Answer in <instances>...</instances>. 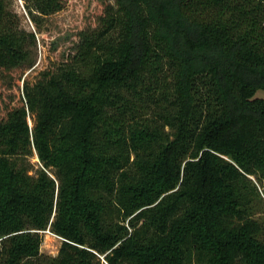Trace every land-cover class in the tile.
Here are the masks:
<instances>
[{
  "label": "trees",
  "instance_id": "obj_1",
  "mask_svg": "<svg viewBox=\"0 0 264 264\" xmlns=\"http://www.w3.org/2000/svg\"><path fill=\"white\" fill-rule=\"evenodd\" d=\"M64 1L25 6L40 30ZM10 7L3 79L36 62ZM23 95L0 117V264H264V0H108Z\"/></svg>",
  "mask_w": 264,
  "mask_h": 264
},
{
  "label": "rangeland",
  "instance_id": "obj_2",
  "mask_svg": "<svg viewBox=\"0 0 264 264\" xmlns=\"http://www.w3.org/2000/svg\"><path fill=\"white\" fill-rule=\"evenodd\" d=\"M106 1L108 0H65L59 11L40 19L39 30L31 19L25 0H8L10 8L20 20L21 27L36 33V62L30 69L15 70L4 79L2 73L0 74V117L5 115L6 104L21 105L25 102L24 80L36 81L41 71L52 68L54 64L73 54L76 43L80 40V33L97 25ZM29 123H34L32 116H29ZM31 161L34 164L31 171L33 173L41 163L36 153ZM61 244L60 236L45 231L40 249L42 253L54 257L58 255Z\"/></svg>",
  "mask_w": 264,
  "mask_h": 264
}]
</instances>
